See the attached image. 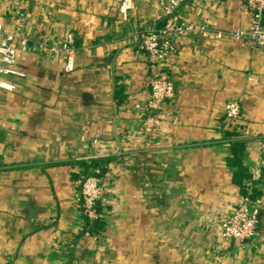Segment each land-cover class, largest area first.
<instances>
[{"label": "crops", "instance_id": "0c3cea01", "mask_svg": "<svg viewBox=\"0 0 264 264\" xmlns=\"http://www.w3.org/2000/svg\"><path fill=\"white\" fill-rule=\"evenodd\" d=\"M122 1L22 2L34 39L71 31L79 50L71 74L36 48L18 52L26 77L0 94V264H264V46L232 35L250 28L246 0L182 3L180 19L209 32L173 37L163 63L140 44L144 30L164 28L171 0H133L128 21ZM15 9L0 0L5 20ZM157 74L176 96L147 128L135 106L150 100ZM230 101L239 119L225 116ZM238 137L240 172L231 164ZM106 159L93 170L104 196L91 235L81 164ZM243 186L259 202L257 234L226 241L220 226Z\"/></svg>", "mask_w": 264, "mask_h": 264}, {"label": "built area", "instance_id": "2783aa9c", "mask_svg": "<svg viewBox=\"0 0 264 264\" xmlns=\"http://www.w3.org/2000/svg\"><path fill=\"white\" fill-rule=\"evenodd\" d=\"M188 0H171L166 8V24L161 31L154 29L144 30L141 48L160 63L165 62L173 50L172 38L186 35H202L209 32L204 25L186 23L177 14L179 6ZM23 0H16V9L12 19L5 20L0 16V94L12 92L16 85L13 78H25L26 75L15 67L18 52H27L36 48L38 52L52 61H60L65 74H71L76 68L78 45L73 32H68L62 41H53L48 38L36 40L28 32L29 18L21 7ZM252 13V21L248 31L236 29L232 35L237 39H248L258 46H264V29L262 25L264 14V0H246ZM134 10L133 0H123L120 6V15L124 21L130 19ZM222 33H218L221 36ZM150 100L143 105H136L135 109L148 113L145 126L150 128L153 116L150 114L163 102L173 100L176 96L172 81L155 75L150 83ZM241 106L237 101H230L225 106V116L229 120H236L241 114ZM80 202L83 214L89 220L97 218L96 207L103 201L104 187L101 178L90 176L83 178L79 183ZM257 201L249 196L240 200L235 212L224 220L220 226L221 236L226 241L249 240L256 236L259 225L260 209Z\"/></svg>", "mask_w": 264, "mask_h": 264}, {"label": "trees", "instance_id": "16d2710c", "mask_svg": "<svg viewBox=\"0 0 264 264\" xmlns=\"http://www.w3.org/2000/svg\"><path fill=\"white\" fill-rule=\"evenodd\" d=\"M232 140L233 141L231 142V150H232L231 164H232V166L237 167V169L240 172V171L243 170L242 153L244 151V146H245L246 141L243 140L240 137H238L236 140L235 139H232ZM111 160L112 159H106L105 161H103V160H92V161L87 162V163H82L81 166H84V172H83L84 176H83V178H88L90 176H98V175L93 173L94 168L101 167V166H103V164H107ZM242 189L244 190L243 191L244 192V196H248L247 194H248L249 189H247L245 186H243ZM249 197L251 198V195H249ZM81 208L83 210L82 204H81ZM101 208H102V204L98 203V205L96 207L97 214H100ZM85 218H86V216H85ZM85 220H86V225L84 227V232H87V233H89L91 235H94L98 231V229H100L101 226H102V224H101L102 221L100 220V216L99 215L94 220H89L87 218Z\"/></svg>", "mask_w": 264, "mask_h": 264}]
</instances>
